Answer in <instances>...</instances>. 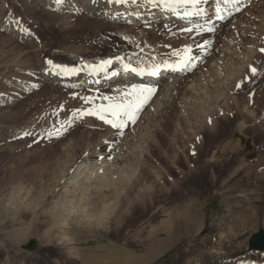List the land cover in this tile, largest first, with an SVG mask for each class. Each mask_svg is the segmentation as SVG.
<instances>
[{
    "label": "rangeland",
    "instance_id": "1",
    "mask_svg": "<svg viewBox=\"0 0 264 264\" xmlns=\"http://www.w3.org/2000/svg\"><path fill=\"white\" fill-rule=\"evenodd\" d=\"M120 1L114 9L181 5ZM263 1L205 26L90 17L60 30L26 0H0V104L19 95L0 117V264H264V250L249 249L264 232ZM16 15L34 53L7 40ZM182 62L189 71L174 94L162 96L168 82L151 88L119 130L87 113L111 119L110 106L134 100L132 85L147 82L114 86L116 71L93 95L80 82L26 88L43 65L100 75ZM110 156L106 168L116 174L99 187L73 177L79 165Z\"/></svg>",
    "mask_w": 264,
    "mask_h": 264
},
{
    "label": "bare ground",
    "instance_id": "2",
    "mask_svg": "<svg viewBox=\"0 0 264 264\" xmlns=\"http://www.w3.org/2000/svg\"><path fill=\"white\" fill-rule=\"evenodd\" d=\"M26 1L29 7L33 8L35 11H39L40 14H43L49 18H55L56 21L54 22V25L59 26L60 30H69L72 28L77 19L82 18L85 20L89 19L90 17L94 18L96 21L102 23L105 22L106 24L110 22L106 20L116 21L121 20L120 18H132L138 16L152 24H165L166 21L176 19L180 22L195 20V22L199 23L200 26H205L213 24L215 21L220 19L221 15L225 16L227 12L231 13L230 11H234L235 9L239 8L240 5L244 4L248 0H199V2L195 5H193L189 0V2L186 4H182L184 2H181V5L178 6L174 4H168L165 6V8L162 7V5H156L154 7L149 4L150 2L142 3V1L140 4L137 3L138 5H133L131 7L127 6L118 10L114 8L122 5V3L121 1L117 2V0H61L60 3H57V0ZM112 9L116 11L112 12ZM15 17L16 18L14 19V21H10L11 32L8 35V42L11 45L15 46L20 43V46L18 45V48L20 50L19 52H22V54L34 53L38 49L31 43V37H29V35L27 36V27L25 28V26H23L24 24L21 25L19 23L17 15ZM255 19H257L258 21V18ZM248 54L250 56V51ZM183 63L184 62L180 63L179 65H175L174 68L172 65V67L168 68L167 65L169 64L160 66L154 65L150 68L145 69H143V67L139 68L135 66L133 67L125 65L120 69L112 67L107 71L104 70L100 75H96L97 72H93L92 75H90V73L87 74V71L85 70H81L79 74H76L74 72H71V69H57L52 65H43L40 67V78L37 81L29 82L26 88L33 89L36 86L38 87L41 85H59L67 87L68 90L75 87L80 82V85H83L87 93H92L93 95V93L108 85L111 82L110 80L114 78L113 75L116 73V71H119L121 72L119 74L121 80H117L115 83H113L115 84L114 86L128 82H147V84L145 85L147 88H159L164 87V83L168 82L169 84L165 85V89L162 94L163 97H166L174 94L173 90H175L177 82L180 81L183 75L189 71V67H186L185 63L184 65ZM249 64L250 63L248 62L247 65ZM248 68L249 71L252 69V67L250 66ZM132 69H135V71H133ZM57 81L59 83H57ZM245 85V99L247 107H249L252 105L253 98L255 96V91H252L253 89L251 78L248 79ZM17 93L18 92H12L9 100L4 104H0L1 118L8 114L12 106H15L17 98L19 96ZM247 113L249 114V111ZM111 160L112 156L106 158L105 160H94L89 164L87 163L84 165H79L73 177L76 181L82 178L81 185L84 189H87L88 187H99L102 181L105 180L104 175L110 173L112 174V176H114V174H116L114 170L107 169L110 166L108 163L111 162ZM100 172L103 173V175H100ZM134 173L135 172L133 171L130 175H126V179L131 178ZM120 174L124 175L125 171H121L118 176ZM118 182L121 181L119 180ZM107 183L116 185L118 184L115 180L107 181Z\"/></svg>",
    "mask_w": 264,
    "mask_h": 264
},
{
    "label": "snow or ice",
    "instance_id": "3",
    "mask_svg": "<svg viewBox=\"0 0 264 264\" xmlns=\"http://www.w3.org/2000/svg\"><path fill=\"white\" fill-rule=\"evenodd\" d=\"M60 2L61 0H57V3ZM117 2H120V0H117ZM181 2L188 3L189 0H181ZM190 2L192 4H196L199 2V0H190ZM261 51L264 52V49H261ZM49 63H51V61H49ZM104 63L106 64L108 62L105 61ZM132 70L135 71V69ZM251 71L253 74H255L256 69L252 68ZM237 87H239V85H237ZM153 91L154 89L151 88H144L143 86L132 85V90L130 93H128V95L133 96L134 100L118 105H111V119H106L104 115L99 114L95 111H89L87 114L97 115L99 119L103 120L104 123L111 125V127L114 129H122L124 126V121L122 117L127 116L129 119H131L135 115L136 111H138L139 105L142 104L153 93Z\"/></svg>",
    "mask_w": 264,
    "mask_h": 264
},
{
    "label": "water",
    "instance_id": "4",
    "mask_svg": "<svg viewBox=\"0 0 264 264\" xmlns=\"http://www.w3.org/2000/svg\"><path fill=\"white\" fill-rule=\"evenodd\" d=\"M249 249L253 251H263L264 250V232L259 231L253 235L249 242Z\"/></svg>",
    "mask_w": 264,
    "mask_h": 264
}]
</instances>
